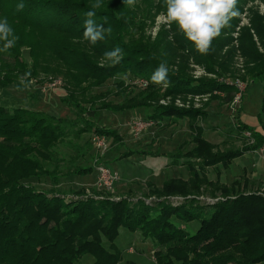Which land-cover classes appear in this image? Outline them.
Returning a JSON list of instances; mask_svg holds the SVG:
<instances>
[{
  "label": "trees",
  "instance_id": "1",
  "mask_svg": "<svg viewBox=\"0 0 264 264\" xmlns=\"http://www.w3.org/2000/svg\"><path fill=\"white\" fill-rule=\"evenodd\" d=\"M255 1L264 4V0H238L239 12ZM21 2L25 7L18 12L16 5ZM93 2L0 0V19L7 17L18 36L15 47L0 52V89L4 92L21 77L28 85L40 74L38 85L60 77L65 87L62 103L73 114L69 119L0 106V264H82L86 255L92 257V264H119L122 252L114 243L120 228L149 241L156 264H264V186L251 190L254 184L246 175L225 184L220 170L215 180L206 174L210 167L226 171L234 159L264 145V15L251 12L244 26L239 16L233 18L213 41L212 50L201 55L175 24L153 41L145 35L155 17L165 11L164 0H136L134 6L125 0H102L96 20L103 23L102 18L107 17L105 27L112 31L90 45L83 40V31L85 13ZM116 47L123 49V60L115 66L107 62L100 66L104 53ZM175 56L178 64L173 63ZM236 58L242 60L241 80L259 86L263 95L257 129L240 123V106L233 115L241 148L220 149L204 138L197 118L206 117V112L159 105L149 119L188 120L193 146L183 150L182 143L170 156L172 164L185 168L186 179L170 178L161 188L150 189L159 198L149 202L74 194L90 191L92 186L61 189L70 174L81 177L94 171L91 165H75L82 148L71 147L68 139L78 140L90 130L116 138L115 130L88 121V112L123 113L156 99L160 85L152 83L151 75L161 61L171 67L168 89L162 95L208 94L207 107L212 100L229 103L233 85L214 81L193 84L186 75L187 62L192 60L216 78L232 79ZM121 75L131 82L145 81L146 92L140 90L134 97L128 94ZM110 81L112 87L94 92ZM212 91L226 96L220 100L211 96ZM110 96L118 98V103L109 100ZM244 131L250 136H244ZM67 142L76 151L68 160L58 149Z\"/></svg>",
  "mask_w": 264,
  "mask_h": 264
},
{
  "label": "rangeland",
  "instance_id": "2",
  "mask_svg": "<svg viewBox=\"0 0 264 264\" xmlns=\"http://www.w3.org/2000/svg\"><path fill=\"white\" fill-rule=\"evenodd\" d=\"M251 12H257L260 15H264V4L255 1L245 5L243 12L239 15V18L241 19V26L247 25ZM166 30H169V27H166L163 24L162 18L159 14L155 17L151 27L146 29L145 35L150 36L151 40L153 41L158 33ZM233 36L236 38L237 34L234 33ZM172 52L174 54V51ZM23 57L27 60V62H30L26 51H23ZM173 59V63L175 64L180 62L176 56ZM239 59L236 58L234 60V69L236 71L235 76L232 79L216 78L212 74L206 73L203 67L194 64L192 60H188L187 62L188 69L186 75L189 79H192L193 84H198L199 81H201L199 83H209L214 81L225 84H227L224 82L225 80L229 81L230 84L236 80L242 81L245 84V91L240 103V107L242 109L239 120L243 126L257 129V114L263 95L259 86H251L246 81L241 80V76L244 74V71L241 69L242 60ZM169 69H171V67H169ZM40 77H42L41 74L38 75L37 79ZM121 78L125 80L123 87L128 89V94L131 96H136V93L140 92V90L141 92H146L145 89L147 83L145 81H142L140 84L131 82L127 75H121ZM37 79H32L29 85H22L20 82L16 85H10L4 90V92L0 89V106L6 108H25L33 111H42L54 116L72 119V112L62 103L61 100L65 96V92L63 90L65 87L62 78H55L61 79V85L54 88H48L45 84L49 80L45 81L43 83L44 85H38ZM116 79H119V77H116ZM113 85L114 83L110 81L107 86L95 89L94 92H102L107 87L110 88ZM234 88L235 92L231 94L232 99L237 91L235 86ZM157 89L158 96L155 95L157 98L148 102L143 101L146 104L143 108L130 110L123 113H113L100 109H96L95 112L87 113V117L85 116V118L88 121H91L95 126H103L113 129L116 131L117 135L115 140L112 137H106L108 149L103 157H98L99 155H97V152L91 143V137L94 133L91 130L90 132L82 134L78 140H74L72 138V140L68 139L71 144L67 142L59 146V154L62 155V157H64L66 160L70 158V153L76 154V151L71 150L70 146H79L80 150L82 148V152L81 155H79V157L75 160V165L78 167H87L90 165L94 166V171L91 172L89 176L74 177L72 174H70L67 179L62 182L63 185L61 189L63 191H69L78 187L86 188L92 186L93 182H95L94 179H96L95 175L97 176V172L95 173L96 166L100 165L101 163H106L110 167L120 170L124 175H132L127 179H123L115 170L118 174L119 181L114 188L105 191L90 187V191L92 192L90 193L89 191V194L94 193L97 196L111 199H120L125 197L128 198V200L143 199L149 202L159 198L157 197V194L150 192V189H153L154 187L157 188V186H160L163 181L170 178H186L187 172L185 168L182 166L172 165V159L170 156L177 151V148L182 143L184 144L183 150L192 148L193 145L189 143L190 134L188 131V120L163 119V121H154L149 119L148 116L152 114V111H154V109L159 105L165 106L172 104L177 108L185 110L192 109L206 112V117L202 118L201 116L197 118V120H199V125L203 128L204 138L213 144H217L220 149L225 147L234 149L241 148V142L239 137H237L238 133L235 130V124L233 121V115L236 112H232L231 110L232 99L229 103L221 102L219 100H212L207 107L206 104L210 98L208 94H176L164 96L162 94L168 89V85L166 87L160 85L157 87ZM32 94L34 96L35 94L37 95L34 97ZM90 95H94V93H91ZM211 96H216L221 100L226 95L221 92L212 91ZM109 100L116 104L119 101L118 98L113 96H110ZM137 118H147L145 121L151 122V124L147 125L145 129L141 130L137 135H135L133 121H135ZM247 132L249 131H244L243 135L245 136ZM132 150H134L133 153H131L126 159H114L116 155L118 158L121 154ZM245 156L242 158V161H245L246 164L250 166L251 163L248 164L250 160L246 159L252 158L254 156L251 153L249 154L251 157L246 158ZM242 161H234L230 168L226 170V172L223 169H220V167H218V169L210 167L206 170V174L209 179L215 180L216 173L220 170L222 181L225 179V182L227 183L232 180L242 178L243 175L250 177L251 173H249L246 169H242V165L244 164ZM253 176L257 177V173H255ZM259 180L260 182L252 180L251 184L254 185H251V190H256L258 186H264L263 182H261V180H264V178L261 177ZM123 188L127 189L123 190ZM83 190H77L74 192V194H80V196L81 194L86 195V191ZM206 196L207 195H204L205 198ZM114 244L117 249L122 252L123 260L119 264H128L129 262H134L137 264H156L152 257V244L149 241L143 242L138 233L132 234L126 229L120 228L118 237L116 238ZM130 248H132L131 251L128 250ZM81 260L82 264L93 263L92 257L88 255L84 256Z\"/></svg>",
  "mask_w": 264,
  "mask_h": 264
},
{
  "label": "clouds",
  "instance_id": "3",
  "mask_svg": "<svg viewBox=\"0 0 264 264\" xmlns=\"http://www.w3.org/2000/svg\"><path fill=\"white\" fill-rule=\"evenodd\" d=\"M165 11L160 14L166 27L173 24L184 38L190 42L201 55H207L212 50L215 39L220 37L223 30L230 26L233 18L240 15L238 0H164ZM129 6H134L136 0H125ZM25 5L21 2L16 10L22 11ZM102 7V0H94L90 9L85 13L83 40L90 45L105 39V34H111V27H105L108 18L103 17V23H98L96 15ZM18 36L10 25L8 18L0 19V52H7L15 47ZM124 58L123 49L116 47L106 51L100 66L107 62L110 66L119 64ZM169 66L161 61L151 75L154 84L166 87L169 84ZM20 84H25V77L20 78ZM26 86V85H25Z\"/></svg>",
  "mask_w": 264,
  "mask_h": 264
},
{
  "label": "built area",
  "instance_id": "4",
  "mask_svg": "<svg viewBox=\"0 0 264 264\" xmlns=\"http://www.w3.org/2000/svg\"><path fill=\"white\" fill-rule=\"evenodd\" d=\"M226 83L230 84V82L228 81H226ZM45 84L47 85L48 88H54V87H58L61 85V80L53 79V80H49ZM231 84L234 85L237 89L235 95L233 96L232 102H231V110L232 112H235L240 106L242 96L245 91V84L240 80H236L235 82H232ZM150 124L151 122H147L143 119L137 118L135 121H133V128L135 130V135H137L138 132L145 129L147 125H150ZM245 136L249 137L250 133L247 132ZM106 140L107 138L105 136L98 135V134H93L91 137V143L94 146L97 152V155H99L98 157H103L104 154L107 152L108 144ZM257 152L260 154L261 158L264 161V145L260 147L257 150ZM96 172H97V176H96L95 182L93 183L92 187L106 191V190H111L112 188L115 187V185L118 184V181H119L118 174L108 164L101 163L100 165L96 167ZM86 192L87 194H89V189H86ZM131 249L132 248L128 250L131 251Z\"/></svg>",
  "mask_w": 264,
  "mask_h": 264
},
{
  "label": "crops",
  "instance_id": "5",
  "mask_svg": "<svg viewBox=\"0 0 264 264\" xmlns=\"http://www.w3.org/2000/svg\"><path fill=\"white\" fill-rule=\"evenodd\" d=\"M258 123V122H257ZM132 151H134V150H132ZM249 154L250 153H246V154H244V155H242L241 157H239V158H237V159H234V161H242V158L245 156V155H247V156H245L246 158H249V157H251V156H249ZM254 157H252V158H249V159H246V160H250L249 162H248V164L249 163H251V165L249 166V165H247L246 164V162L245 161H242V163H244L243 165H242V169H246L249 173H251L250 174V177L252 178H250L249 176H247L248 177V179L250 180V181H252V180H255V181H257V182H260V180L259 179H261V177L262 178H264V161H263V159L261 158V156H260V154L257 152V151H255V152H252L251 153ZM130 156V155H129ZM129 156H126V157H123V158H117V155H116V157L114 158V159H117V160H123V159H126L127 157H129ZM233 161V162H234ZM232 162V163H233ZM172 165H174V164H172ZM174 166H177V165H174ZM249 166V167H248ZM248 168V169H247ZM114 169V168H113ZM114 170H116L119 174H120V177H122L123 179H127V178H129V177H131L132 175H124V174H122L121 173V171L120 170H117V169H114ZM226 172V171H225ZM95 173H96V171H95ZM255 173H257V177H254L253 175L255 174ZM86 176H89V174L88 175H85L84 177H86ZM95 177H96V175H95ZM180 178H182V179H186V178H183V177H180ZM95 180V179H94ZM220 180H221V182L222 183H225V184H229V183H231L232 181H230L229 183H227V182H225V179H224V181H222V178H220ZM259 180V181H258ZM89 181H92V180H89ZM261 182H263V184H264V180H261ZM94 183V182H93ZM163 183V182H162ZM162 183H161V185H162ZM161 185L160 186H157V188H161ZM121 187H122V185H121ZM156 188V187H155ZM124 189H127V188H123V190ZM129 189V188H128ZM175 198H181V197H179V196H174Z\"/></svg>",
  "mask_w": 264,
  "mask_h": 264
}]
</instances>
